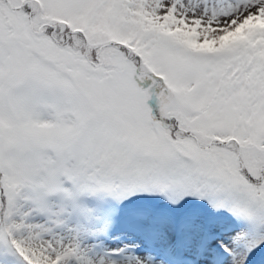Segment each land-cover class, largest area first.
I'll return each mask as SVG.
<instances>
[{
	"label": "snow or ice",
	"instance_id": "obj_1",
	"mask_svg": "<svg viewBox=\"0 0 264 264\" xmlns=\"http://www.w3.org/2000/svg\"><path fill=\"white\" fill-rule=\"evenodd\" d=\"M0 264H264V0H0Z\"/></svg>",
	"mask_w": 264,
	"mask_h": 264
}]
</instances>
